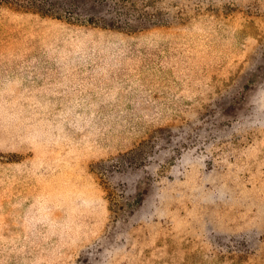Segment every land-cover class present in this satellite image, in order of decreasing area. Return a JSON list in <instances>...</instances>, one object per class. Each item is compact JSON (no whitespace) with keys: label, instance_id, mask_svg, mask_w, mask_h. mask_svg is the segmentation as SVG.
<instances>
[{"label":"rangeland","instance_id":"1","mask_svg":"<svg viewBox=\"0 0 264 264\" xmlns=\"http://www.w3.org/2000/svg\"><path fill=\"white\" fill-rule=\"evenodd\" d=\"M0 264H264V0H0Z\"/></svg>","mask_w":264,"mask_h":264}]
</instances>
